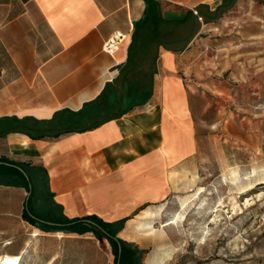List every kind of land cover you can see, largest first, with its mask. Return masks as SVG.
Returning <instances> with one entry per match:
<instances>
[{
    "label": "crops",
    "instance_id": "obj_1",
    "mask_svg": "<svg viewBox=\"0 0 264 264\" xmlns=\"http://www.w3.org/2000/svg\"><path fill=\"white\" fill-rule=\"evenodd\" d=\"M224 4L0 0V119L49 121L59 113L61 122L69 119L60 113L70 112L87 127L111 117L56 139L20 132L0 137V159L21 168L31 183L29 190L12 176V184H0V256L18 257V264L36 255L57 257L62 234L92 229L108 243L85 220L90 216L110 224L127 248L141 250L150 215L171 192V169L195 149V108L183 83L205 78L195 59L205 32L232 7ZM114 33L125 38L110 55L103 44ZM132 40L136 55H158L154 64L127 63ZM117 84L144 91L142 104L109 115V91ZM42 194L57 214L42 206ZM74 219L79 225L69 223Z\"/></svg>",
    "mask_w": 264,
    "mask_h": 264
},
{
    "label": "rangeland",
    "instance_id": "obj_2",
    "mask_svg": "<svg viewBox=\"0 0 264 264\" xmlns=\"http://www.w3.org/2000/svg\"><path fill=\"white\" fill-rule=\"evenodd\" d=\"M213 24L203 53L194 56L205 78L183 83L195 108V149L171 169V192L143 231L140 264H264V4L239 0ZM144 97L136 86L117 84L108 114ZM41 200L58 213L44 194ZM35 204L32 198L26 207ZM70 235L60 236L57 257H25L26 263L113 264L96 230ZM18 262L0 256V264Z\"/></svg>",
    "mask_w": 264,
    "mask_h": 264
},
{
    "label": "trees",
    "instance_id": "obj_3",
    "mask_svg": "<svg viewBox=\"0 0 264 264\" xmlns=\"http://www.w3.org/2000/svg\"><path fill=\"white\" fill-rule=\"evenodd\" d=\"M224 1L225 7H231L236 2V0ZM254 1L259 4H264V0ZM157 56V54L143 52L136 55L135 43L132 40V43L129 46L127 63L130 64L137 62L141 58H146L148 59L147 61L154 64ZM135 57L137 58L135 59ZM60 114L65 115L69 120L56 122L55 118L59 115V113H56L49 121H39L33 118L19 119L16 117L0 119V137L9 132H20L26 134L31 139H56L61 135L70 132L86 131L111 118H101L98 120V122L95 121L91 125L83 127L77 120L79 113L62 112ZM5 163L8 162L0 159V184H12L13 182L11 183L10 177L15 176L17 179H19V181L22 182L23 186L29 189L31 183L26 179V177L15 167L7 166ZM23 216L27 221L32 222V219L27 215V212L24 213ZM85 220H88L90 223H92L94 228H100L101 231H99V233L108 241L111 251L114 255L113 264H140V257H138L140 251L135 248H127L121 240L115 239L114 233L109 228L110 224L104 223L95 216L87 217ZM80 221V219H74L69 221V223L74 222L79 225Z\"/></svg>",
    "mask_w": 264,
    "mask_h": 264
},
{
    "label": "built area",
    "instance_id": "obj_4",
    "mask_svg": "<svg viewBox=\"0 0 264 264\" xmlns=\"http://www.w3.org/2000/svg\"><path fill=\"white\" fill-rule=\"evenodd\" d=\"M125 36L120 33H114L103 44V50L108 54H113L118 50L120 43L124 40Z\"/></svg>",
    "mask_w": 264,
    "mask_h": 264
},
{
    "label": "water",
    "instance_id": "obj_5",
    "mask_svg": "<svg viewBox=\"0 0 264 264\" xmlns=\"http://www.w3.org/2000/svg\"><path fill=\"white\" fill-rule=\"evenodd\" d=\"M19 171H21L22 173H24L23 171H22V169L21 168H17Z\"/></svg>",
    "mask_w": 264,
    "mask_h": 264
}]
</instances>
